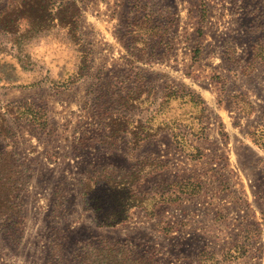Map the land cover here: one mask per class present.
Segmentation results:
<instances>
[{"label":"rangeland","instance_id":"rangeland-1","mask_svg":"<svg viewBox=\"0 0 264 264\" xmlns=\"http://www.w3.org/2000/svg\"><path fill=\"white\" fill-rule=\"evenodd\" d=\"M30 4L0 0V158L22 184L0 199L21 210L0 264H52L54 239L66 263L107 241L144 264H264V149L247 136L264 112V0ZM172 92L185 97L167 105ZM183 180L201 193L174 197ZM228 250L241 256H213Z\"/></svg>","mask_w":264,"mask_h":264},{"label":"trees","instance_id":"trees-1","mask_svg":"<svg viewBox=\"0 0 264 264\" xmlns=\"http://www.w3.org/2000/svg\"><path fill=\"white\" fill-rule=\"evenodd\" d=\"M34 1L36 3H34ZM29 2H31L30 4L31 8H34L39 2V9H40L42 0H29ZM43 4L44 1L42 5ZM40 14H41V18L39 21L41 25H43V22L48 19H43L44 14L42 12H40ZM32 16L35 17V14L32 13ZM184 91H185L184 93L188 95V97L186 98L188 107L190 109L195 108L198 111V113L206 115V106L204 104V101L198 95V93L189 89H185ZM183 97H185L184 94H178V92H172L168 96L167 105L172 101L176 103V101L182 100ZM28 109L30 110L28 113L31 116H34L37 113V111H39L36 110L35 113L34 108H28ZM234 109H236L238 112L242 111V114L245 115L249 114V112H252V108L249 107V110H246L240 107L239 105H237V103H234ZM262 116H263L262 121L259 124H255L254 126H252L247 136L250 143L254 144L257 147L260 146L261 148L264 149V112ZM166 121H168L167 118L165 120V124L168 125ZM34 123L38 124L39 122H34ZM201 126L205 128L204 127L205 125L201 124ZM196 137L204 138L205 134L201 133L198 134ZM189 156L190 159L197 160L203 157V153L200 150H196L195 153H192ZM15 164H17V167L19 168L20 166L19 163H17V161L13 157L0 158V199L1 200L6 198L11 199L12 197L14 198V196L20 191V188L22 187V184H20V176L15 181H11L9 179V174L11 173L13 167L14 169L17 168ZM160 164L161 167L162 165L163 167H167L166 163L161 162ZM186 185H187L186 180L179 181L178 183H176L174 186H172L173 188H171V193H174L172 195H174V197H177L178 199L183 195H189V196L198 195L202 191V184L199 181L196 182L195 186L191 188V190H186L185 189ZM89 199L90 198H88V200ZM20 214H21V210L18 207V204L13 202V204L12 205L10 204L9 207L0 204V217L1 219H3L2 222L0 223V226H2V228L5 229V231L12 229L13 226H17V223L19 224V222L17 221V217H19ZM166 228L168 231L171 229L170 226H167ZM257 235L258 232L255 228L246 227L244 230L242 242L241 244L237 245L235 249L240 251V249H243V247L245 248L246 247L245 243H247V241H249L250 239H254ZM52 241L53 242L52 244H50L49 247L50 257L53 261L52 264H144L143 263L144 261L142 259L139 260L135 258L133 254H131L129 251L127 253V250L123 249L125 247L107 241L102 243L99 242V244L97 245H91L88 243L81 244L78 249V253L73 257L72 261L66 263L63 256L61 255L60 244H59L60 242H57L55 239ZM213 256L221 262L224 260L226 261L229 259L238 258L239 256H241V252H237L233 254V250H228L221 255V258L216 257L214 254Z\"/></svg>","mask_w":264,"mask_h":264}]
</instances>
